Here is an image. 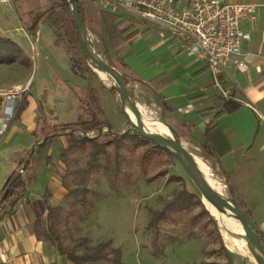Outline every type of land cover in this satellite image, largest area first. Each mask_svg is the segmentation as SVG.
I'll use <instances>...</instances> for the list:
<instances>
[{"label": "rangeland", "instance_id": "374dc122", "mask_svg": "<svg viewBox=\"0 0 264 264\" xmlns=\"http://www.w3.org/2000/svg\"><path fill=\"white\" fill-rule=\"evenodd\" d=\"M80 1L85 8L90 45L105 63L123 71L122 66L114 61L113 52L107 48L105 31L97 19L96 9L101 4L98 0ZM62 4L63 0H0V36L15 42V45L7 41L0 45V90L21 89V99L13 116L15 125L20 127L2 146L4 164L1 172L11 173L17 161L27 157L31 146L40 142L36 145L33 163L25 173L27 186L32 185L37 175L46 176L41 198L34 202L36 211L46 227L47 208L52 207L53 219L64 245L77 253L84 252V246L92 248L99 242L109 241L111 248H119L126 264H228L227 253L215 234L209 235L208 230L200 229V223L195 221L192 224L195 233L190 234L186 229L185 224L197 207L183 210L175 215L174 220L161 223L157 243L163 252H156L155 231L149 226L152 211L160 208L182 187L181 181L170 180L169 176H182L187 188L202 197L196 181L163 147L151 142L127 141L119 146L111 142L102 152L92 143L70 146L63 135H57L51 143H43L42 137L47 131L58 130L61 123L88 116L90 87L96 89L105 116L114 130L125 132L132 128L124 111L122 113L117 82L112 75L90 68L82 75L73 71L88 62L77 34L70 44L64 37L59 24L65 16L69 21L71 6L68 3L66 10ZM53 9L58 13L54 26L53 18L47 19ZM31 13L43 15L36 34L25 24ZM7 52L12 53L13 61L8 60L12 55ZM128 80L127 91L138 103L146 126L149 121L166 126L167 134H159L165 138L178 137L166 139L188 157L194 156L195 160L191 159L199 168L198 162H205L207 168L202 170L203 173L211 177L215 189L227 196L228 188L219 180L217 170L209 165L198 146L174 128L155 95L142 82ZM132 112L133 119L140 121V114ZM35 120L37 131L31 134L30 128ZM106 133L105 127L99 138L105 140ZM37 136L40 141L29 142ZM116 150L121 155L119 176L113 183ZM213 216L233 264H254L250 256L257 262L247 246L249 240L238 219L227 217L230 221L224 226L220 223V216ZM203 220L207 221V217L204 216ZM249 222L252 225V220ZM208 228L213 230L209 221ZM242 239H246L248 253L241 252ZM82 242L84 245L78 246Z\"/></svg>", "mask_w": 264, "mask_h": 264}, {"label": "crops", "instance_id": "0c3cea01", "mask_svg": "<svg viewBox=\"0 0 264 264\" xmlns=\"http://www.w3.org/2000/svg\"><path fill=\"white\" fill-rule=\"evenodd\" d=\"M98 1L101 6L96 9V14L103 29L100 9L118 13L125 33H134L118 51L110 47L106 37L114 61L122 66V72L130 79L142 82L155 97L160 95L166 100L171 109L164 112L170 123L201 149L209 165L217 170L219 180L227 188L233 187L249 210L252 224L264 234V0H229L251 4L252 10L240 23L241 29L248 34L241 41V57L249 68L236 65L225 68L220 80L227 96L220 93L205 60L189 55L179 38L164 24L146 19L110 0ZM83 10L86 15L84 5ZM219 96L238 101L241 107L215 117L220 108L214 107L213 100ZM189 104H193L192 109L178 111L179 107L186 108ZM4 107V97L0 96V117L4 116ZM15 122L12 118L6 131L0 133V192L4 180L18 164L17 161L11 173L1 172L4 164L2 146L19 131L20 126ZM214 125L219 130L212 134V140L217 152H224L222 157H207L202 148L208 129ZM36 131L35 120L30 133ZM38 139L39 136L33 137L29 142L35 143ZM202 163L207 168V164ZM46 182V176L39 174L13 207L0 205V264H77L34 231L38 216L34 202L41 198Z\"/></svg>", "mask_w": 264, "mask_h": 264}, {"label": "trees", "instance_id": "16d2710c", "mask_svg": "<svg viewBox=\"0 0 264 264\" xmlns=\"http://www.w3.org/2000/svg\"><path fill=\"white\" fill-rule=\"evenodd\" d=\"M68 0H63L62 8L68 10ZM79 7L81 16L86 22L83 4L79 0ZM69 21L68 16L63 18V22L60 25L64 30V37H66L68 43L70 44L76 34L78 36V40L80 43L79 33L77 29V25L75 22V18L72 15V12H69ZM100 20L104 26L106 37L110 47L114 51H118L123 48L129 41V39L134 35V33H125V28L122 26L121 16L116 13L105 9L99 10ZM43 15L31 13L28 15V19L25 22L26 27L33 33L36 34L38 30L39 23L42 20ZM58 13L53 10L50 11L47 19L51 20L54 26V23H57ZM54 22V23H53ZM76 31V32H75ZM9 42L15 45L13 40L9 38H4L0 36V45L3 42ZM81 45V43H80ZM82 47V46H81ZM83 51V48H82ZM8 55H12L11 52H7ZM84 53V52H83ZM8 56V57H9ZM85 56V55H84ZM13 55L8 58L9 61H13ZM89 68L93 71V68L86 64L81 68L75 67V70L82 74L89 71ZM124 75V84L127 87L129 82V77L127 74ZM153 82V81H152ZM150 82V83H152ZM89 99H90V108L88 110V116L80 117L78 120L69 123H61L58 127V130L54 129L52 131H47L43 137V143H51L53 139L57 135H63L70 146H83L86 143H92L97 146L100 151H105L106 147L109 143H115V145L126 143L127 141H135V142H151L154 145L158 146L152 139L146 138L139 134L136 131H125L119 132L113 129L112 124L105 116V112L100 104L99 96L95 88L90 87L88 89ZM156 99L159 101L162 111L167 109H171L166 100L160 95L156 96ZM214 107L218 109L215 113V117H219L226 113H232L241 107V103L235 100H226L223 97H215ZM102 127H106L107 137L105 140H101L99 138L102 135L100 129ZM219 130L217 125H214L207 131V139L203 143L202 148L204 154L207 157H222L224 152H217L216 147L214 146L212 140V134ZM40 141V140H38ZM40 142H36L27 152V157L24 159H20L17 164L16 170H14L6 179L4 186L0 192V205H10L13 207L18 199L26 192L27 190V175H25L26 171L31 167L34 155L36 152V145ZM120 152L118 150L115 151V163L113 165V183H116V180L119 176V165H120ZM170 180H179L182 183V187L175 193V195L168 201H166L160 208L154 209L152 211V216L149 222V226L155 231V246L156 252L160 251L161 248L158 247V237H159V229L162 222L172 221L175 218V215L183 210H189L193 207H197V211L190 217L189 222L185 224L186 229L190 234L195 233L192 229L193 222L200 223V229L208 230L207 233L209 235L215 234L221 243L222 249H224L227 253L228 264H233L232 259L223 244L222 235L217 227L216 221L213 216L210 214L209 210L205 207V204L202 202L201 196L197 193L190 191L184 183L182 176H177L175 174H171L169 176ZM229 193L235 199L236 203L239 207L245 212L248 220H251V214L249 210L246 208L244 202L236 195L233 187L229 185ZM44 212V209H42ZM47 216L46 219L48 221V225L45 227L42 224V220L38 215L34 221V231L38 237H44L49 240L51 244L57 247L59 252L65 256H67L70 260L74 261L77 264H85L87 262H97V261H106L108 264H126L120 255L119 248H111L109 241L99 242L95 247L87 248L84 246L85 250L82 253H77L75 249H68L63 241L58 229L56 222L53 219L52 207L47 208ZM38 213V212H37ZM204 216L207 217V221H204ZM208 221L213 224V230L208 228ZM252 227L257 231L259 238L264 245V234L263 232L252 224ZM84 242L78 244V246H83ZM163 252V250H161Z\"/></svg>", "mask_w": 264, "mask_h": 264}, {"label": "built area", "instance_id": "2783aa9c", "mask_svg": "<svg viewBox=\"0 0 264 264\" xmlns=\"http://www.w3.org/2000/svg\"><path fill=\"white\" fill-rule=\"evenodd\" d=\"M4 1V0H3ZM142 17L164 24L182 42L185 51L205 60L223 96L220 76L227 66L248 69L241 57V41L248 37L241 27V19L252 10L247 3L229 0H110ZM20 90H0L4 97V116L0 117V133L6 131L21 99ZM193 104L178 111L192 109Z\"/></svg>", "mask_w": 264, "mask_h": 264}, {"label": "water", "instance_id": "95a60500", "mask_svg": "<svg viewBox=\"0 0 264 264\" xmlns=\"http://www.w3.org/2000/svg\"><path fill=\"white\" fill-rule=\"evenodd\" d=\"M68 2L71 6L72 15L75 18V22H76L78 33H79L80 43H81V46L83 48V52H84V55H85V58H86L88 64L93 68V70L105 71L108 74H110L112 72L116 75L117 80L116 79L115 80L117 82V89H118V93H119V96L121 99L122 113H123L124 103H128V104H130V106H132V108H134L140 114L139 124L132 123L129 120L127 121L132 126L131 131H136L139 134H141L142 136L149 138V139H152L158 146L166 149L170 154H172L175 158H177L179 160V162L182 164L185 172L188 174V176L191 179H194V180L196 179L197 181H199L204 186V189H205L207 196L215 204L237 213L238 221L241 224L242 228L244 229V233L246 234V236L250 242V246H248L250 251L255 256V258L257 259V261L259 263L264 264V245L262 244L257 231L250 224L248 218L246 217L245 212L239 207V205L236 203L235 199L230 195L229 190H228L227 196H222L215 189V187L211 184L210 180L202 172V170L197 166V164L194 162L190 163L188 161V158H187V155L185 154V152H183L182 150L177 149L174 146H172V144H170L168 142V140L166 139V138L179 139L178 137H166V138L160 137L148 129V127L144 123L143 114H142L140 108L138 107V103L133 98H130L128 96L130 94L128 93L127 87L124 84L123 72L114 65H110L108 63L100 64L97 61H95L94 58H92L90 56L89 47L91 45L89 43L86 22L84 21V19L81 16L80 7H79V0H68ZM104 128L105 127H102L100 129V132H103ZM127 131H129V130H127ZM201 199H202V197H201ZM202 202L205 204L203 199H202ZM205 207H206V205H205ZM206 208H207V210H209L208 207H206ZM209 212H210V210H209Z\"/></svg>", "mask_w": 264, "mask_h": 264}, {"label": "bare ground", "instance_id": "6f19581e", "mask_svg": "<svg viewBox=\"0 0 264 264\" xmlns=\"http://www.w3.org/2000/svg\"><path fill=\"white\" fill-rule=\"evenodd\" d=\"M89 53H90V55H91V57L92 58H94V60L95 61H97L98 63H100V64H106L104 61H103V59L96 53V51L93 49V47L92 46H90L89 47ZM116 80H117V78H116V75L114 74V73H110ZM129 97H130V95H128ZM131 98V97H130ZM132 110L136 113V114H138V111H136L134 108H132V106H130V104H128V103H124V106H123V111H124V114H125V116H126V119H127V121L129 120V121H131L132 123H136V124H139V121H137V120H135V119H133V116H134V113L132 112ZM148 126V129L151 131V132H153L154 134H156V135H158V136H160V137H163L164 135H166L167 134V131H168V129H167V127L166 126H164V125H162V124H159L158 122H150L149 121V124L147 125ZM157 131V132H155V131ZM162 134V135H160V134ZM165 138V137H164ZM168 140V139H167ZM168 142L170 143V144H172L169 140H168ZM172 146H174L173 144H172ZM175 147V146H174ZM176 148V147H175ZM178 149V148H177ZM192 156V155H191ZM188 157L187 156V158H188V161L190 162V163H192L193 162V160H195V157L193 156V157ZM193 160H192V159ZM198 165L201 167V170H203V169H205L206 168V166L205 165H203V163L201 162V163H199L198 162ZM203 172V171H202ZM206 175V174H205ZM207 176V178L210 180V182H211V184H213V180L211 179V177L210 176H208V175H206ZM195 181H196V183H197V185H198V187H199V189L202 191V199L204 200V202H205V204L207 205V207H208V209L211 211V213H212V215L213 214H215V215H218V216H220L221 218H220V223H222L224 226H227L226 224V222L227 221H230L229 219H227V217H231L232 219H238L237 218V213H235L234 211H231V210H228V209H226V208H223V207H221V206H219V205H217V204H215L208 196H207V194H206V192H205V189H204V186L199 182V181H197L196 179H195ZM217 190V189H216ZM222 196H224L223 194V192H221L220 190H217ZM236 221V220H235ZM240 227V226H239ZM243 229V228H242ZM241 230V229H240ZM243 232H244V229H243ZM245 234V233H244ZM246 235V234H245ZM243 240V243H244V246L243 247H241V252L242 253H248V248H247V246H250V242L248 241V243H247V246H246V239H242ZM250 259H251V261L254 263V264H262V263H259L258 261L256 262L255 260H254V258L252 257V256H250Z\"/></svg>", "mask_w": 264, "mask_h": 264}]
</instances>
